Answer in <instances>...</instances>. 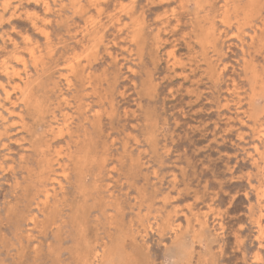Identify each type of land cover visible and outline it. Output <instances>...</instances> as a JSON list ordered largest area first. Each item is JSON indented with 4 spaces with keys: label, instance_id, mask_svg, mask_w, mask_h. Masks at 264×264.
<instances>
[{
    "label": "rangeland",
    "instance_id": "obj_1",
    "mask_svg": "<svg viewBox=\"0 0 264 264\" xmlns=\"http://www.w3.org/2000/svg\"><path fill=\"white\" fill-rule=\"evenodd\" d=\"M263 38L264 0H0V264H264Z\"/></svg>",
    "mask_w": 264,
    "mask_h": 264
},
{
    "label": "bare ground",
    "instance_id": "obj_2",
    "mask_svg": "<svg viewBox=\"0 0 264 264\" xmlns=\"http://www.w3.org/2000/svg\"><path fill=\"white\" fill-rule=\"evenodd\" d=\"M226 2V1H225ZM42 3V2H41ZM232 3H234V2H232ZM77 4V3H76ZM226 4V3H225ZM231 5V4H230ZM234 5V4H233ZM198 6V5H197ZM221 6V5H220ZM229 6V5H228ZM234 6H238L237 4H235ZM247 6H251L250 4L248 5L247 4ZM246 6V7H247ZM253 6V5H252ZM198 7H200V6H198ZM224 7V6H223ZM75 8V7H74ZM232 8V7H231ZM237 8V7H236ZM249 8V7H248ZM198 9V8H197ZM228 10V9H227ZM241 10V9H240ZM239 10V11H240ZM252 10V9H251ZM204 11V10H203ZM236 11V10H235ZM76 12V11H75ZM227 13V12H226ZM244 13H245V11H244ZM85 14V13H84ZM242 14H243V12H242ZM145 15V14H144ZM222 15V14H221ZM238 15H241V14H238ZM125 16V15H124ZM35 17V16H34ZM220 18V17H219ZM34 20V19H33ZM38 20V19H37ZM36 20V21H37ZM68 20V19H67ZM220 20V19H219ZM222 20V19H221ZM115 22V21H114ZM223 22V21H222ZM108 23V22H107ZM119 24V23H118ZM211 24H212V22H211ZM211 27H212V25H211ZM44 28V27H43ZM45 29V28H44ZM209 29V28H208ZM263 30V29H262ZM210 31V30H209ZM203 33V32H202ZM253 35H255V34H253ZM252 35V36H253ZM205 36H207V35H205ZM204 36V37H205ZM210 36V35H209ZM44 37V36H43ZM120 37V36H119ZM202 37V36H201ZM201 37H200V40H201ZM212 37V36H211ZM50 38V37H49ZM207 38V37H206ZM250 38H253V37H250ZM205 39V38H204ZM209 39V38H208ZM264 39V38H263ZM200 40L198 39V41L200 42ZM252 40V39H251ZM250 40V41H251ZM202 41V40H201ZM210 41H212L213 42V39H211ZM243 41V40H242ZM253 41V40H252ZM206 42V41H205ZM209 43V42H208ZM253 43V42H252ZM212 45H213V43H211ZM210 44V45H211ZM223 44V43H222ZM30 45V44H29ZM145 45V44H144ZM206 46V45H205ZM209 46V45H208ZM261 46V45H260ZM29 47V46H28ZM212 47V46H211ZM261 48V47H260ZM86 49V48H85ZM147 49V48H146ZM207 49H209V48H207ZM84 50V49H83ZM87 50V49H86ZM208 51V50H207ZM206 51V52H207ZM215 52H216V50H214ZM28 53V52H27ZM37 53V52H36ZM102 53V52H101ZM259 53V52H258ZM207 54V53H206ZM81 55V54H80ZM85 55V54H84ZM216 55V54H215ZM214 55V56H215ZM255 55H257V54H255ZM74 56H76V55H74ZM142 56V55H141ZM207 56V55H206ZM264 56V55H263ZM255 58V57H254ZM81 60V59H80ZM243 60V59H242ZM244 60H246V59H244ZM214 61V60H213ZM5 62V61H4ZM80 62V61H79ZM204 62V61H203ZM206 62V61H205ZM215 62V61H214ZM252 63V62H251ZM255 63H256V61H255ZM153 64V63H152ZM211 64H213V66H214V63H211ZM216 64V63H215ZM245 64H247L246 62H245ZM248 65H250L249 64V62H248ZM70 66H72V65H70ZM245 66V65H244ZM255 67V69H256V66H254ZM87 68V67H86ZM259 68H260V66H259ZM263 68V67H262ZM252 70H254V69H252ZM264 70V69H263ZM262 70V71H263ZM221 71V70H220ZM219 71V72H220ZM254 71H256V70H254ZM261 71V70H260ZM174 73V72H173ZM253 73V72H252ZM260 73V72H259ZM259 73H257V74H259ZM262 73V72H261ZM264 73V72H263ZM16 76V75H15ZM259 76V75H258ZM71 77V76H70ZM132 77V76H131ZM263 77V76H262ZM22 79V78H21ZM262 79V78H261ZM264 79V78H263ZM74 80H76V79H74ZM74 80H73V82H74ZM259 80V79H258ZM16 82V81H15ZM60 82V81H59ZM75 83H77V82H75ZM74 83V84H75ZM82 83V82H81ZM264 83V82H263ZM233 84V83H232ZM259 85V84H258ZM4 86V85H3ZM228 86V85H227ZM262 88H264L263 86H261ZM259 88V90H260V86L258 87ZM74 89V88H73ZM254 89H255V87H254ZM24 90V89H23ZM63 90V89H62ZM68 90V89H67ZM25 91H26V89H25ZM39 91V90H38ZM73 91V90H72ZM205 91V90H204ZM230 91V90H229ZM36 92V91H35ZM63 92H64V90H63ZM22 93H23V96H24V91H22ZM27 93V92H26ZM47 93V92H46ZM237 93V92H236ZM254 93V92H253ZM257 93V92H256ZM60 94V93H59ZM63 94V93H62ZM263 94V93H262ZM64 95H67V94H64ZM145 95V94H144ZM257 94H255V96H256ZM20 96H22V95H20ZM26 96H28V95H26ZM35 96V95H34ZM25 97V96H24ZM29 97V96H28ZM256 98V97H255ZM24 101H25V99L26 98H22ZM77 100V99H76ZM238 100H240V99H238ZM148 101V100H147ZM247 102H249V101H247ZM252 102V101H251ZM23 104V103H22ZM45 104V103H44ZM247 104V103H246ZM249 106V105H248ZM81 107V106H80ZM250 107V106H249ZM75 108V107H74ZM223 108V107H222ZM138 110V109H137ZM87 111V110H86ZM143 111H144V109H143ZM246 111H247V109H246ZM237 112V111H236ZM243 113H244V111H242ZM263 112V111H262ZM22 113V112H21ZM147 113V112H146ZM245 114V113H244ZM246 115V114H245ZM249 115V114H248ZM25 116V115H24ZM38 116V115H37ZM225 117V116H224ZM229 117V116H228ZM257 117H258V115H257ZM259 117H260V115H259ZM33 118V117H32ZM86 118H88V117H86ZM251 118V117H250ZM23 119V118H22ZM35 119V118H34ZM92 119V118H91ZM247 119V118H246ZM256 119V118H255ZM21 120V119H20ZM93 120V119H92ZM72 121V120H71ZM224 121V120H223ZM227 121H228V119H227ZM255 121V120H254ZM260 121V122H259ZM258 122H259V124H261V120H259ZM263 121V120H262ZM69 123V122H68ZM67 123V124H68ZM226 123V122H225ZM253 123V122H252ZM248 124V123H247ZM21 125H24V123L23 124H21ZM252 125V124H251ZM90 126V125H89ZM144 126V125H143ZM23 127H25V126H23ZM145 127V126H144ZM264 127V126H263ZM262 127V128H263ZM70 128V127H69ZM125 128V127H124ZM252 128V127H251ZM257 128V127H256ZM259 129V128H258ZM70 130V129H69ZM144 130V129H143ZM147 131V130H146ZM263 133L261 134V135H263L264 136V128H263ZM61 132V131H60ZM78 133V132H77ZM104 133V132H103ZM142 134V133H141ZM41 135V134H40ZM70 135V134H69ZM89 137V136H88ZM103 137V136H102ZM259 137V136H258ZM84 138H85V136H84ZM162 138V137H161ZM239 138V137H238ZM243 141V140H242ZM264 141V140H263ZM262 141V142H263ZM74 142V141H73ZM88 142V141H87ZM143 142V141H142ZM75 144V143H74ZM82 144V143H81ZM85 144V143H84ZM108 144V143H107ZM86 145V144H85ZM8 146V145H7ZM75 146V145H74ZM77 146V145H76ZM261 146V145H260ZM81 147V146H80ZM83 147V146H82ZM165 147V146H164ZM77 148V147H76ZM81 149V148H80ZM120 149V148H119ZM164 149V148H163ZM264 149V148H263ZM76 151V150H75ZM72 152V151H71ZM78 153V152H77ZM249 153V152H248ZM259 153V152H258ZM262 153V152H261ZM67 154V153H66ZM256 154V153H255ZM74 155V154H73ZM161 155V154H160ZM78 156V155H77ZM153 156V155H152ZM258 156V155H257ZM260 156V155H259ZM253 157V156H252ZM67 159H68V157H66ZM157 158V157H156ZM258 160V159H257ZM62 161V160H61ZM60 161V162H61ZM71 161V160H70ZM259 161V160H258ZM26 162V161H25ZM68 162V161H67ZM257 162V161H256ZM24 163V162H23ZM57 163V162H56ZM62 163V162H61ZM71 163H72V161H71ZM78 163V162H77ZM56 165V164H55ZM62 165V164H61ZM73 165V164H72ZM71 165V166H72ZM73 167V166H72ZM73 169V168H72ZM104 169V168H103ZM34 171V170H33ZM33 171H31L32 173H33ZM52 171V170H51ZM55 171V170H54ZM141 171V170H140ZM51 173V172H50ZM52 174V173H51ZM30 175V174H29ZM46 176H47V173H46ZM68 176V175H67ZM66 176V177H67ZM36 177V176H35ZM30 178V177H29ZM38 178V177H37ZM44 178L46 179V177L44 176ZM24 179V178H23ZM35 179V178H34ZM137 179V178H136ZM27 180V179H26ZM44 180V179H43ZM263 180V179H262ZM49 181V180H48ZM52 182H53V180H52ZM27 183V182H26ZM31 183V182H30ZM20 184V183H19ZM23 184V183H22ZM28 185V184H27ZM257 185V184H256ZM36 186V185H35ZM18 187H20V185L19 186H17V188ZM60 187V186H59ZM22 188V187H21ZM51 188V187H50ZM24 189V188H23ZM48 189V188H47ZM60 189V188H59ZM109 189V188H108ZM255 189V188H254ZM26 190H27V188H26ZM260 190V189H259ZM25 191V190H24ZM56 192V191H55ZM54 192V193H55ZM159 192V191H158ZM263 192V196H264V190L262 191ZM38 193H41V192H38ZM53 193V194H54ZM175 193V192H174ZM33 194V193H32ZM36 194V193H35ZM35 194H33V195H35ZM51 194H52V192H51ZM258 196V195H257ZM43 197V196H42ZM51 197L53 198V196L51 195ZM262 197V196H261ZM110 198V197H109ZM37 199V198H36ZM196 199V198H195ZM31 200V199H30ZM33 200V199H32ZM53 200V199H52ZM51 200V201H52ZM150 200V199H149ZM38 203V202H37ZM41 203V202H40ZM51 204V203H50ZM31 205V204H30ZM118 205V204H117ZM50 206V205H49ZM48 206V207H49ZM263 206V205H262ZM35 208H37V207H35ZM100 209V208H99ZM197 209V208H196ZM209 209V208H208ZM34 210V209H33ZM101 210V209H100ZM44 211V210H43ZM33 212V211H32ZM102 213V212H101ZM264 212H262V214H263ZM201 214V213H200ZM46 215V214H45ZM116 215V214H115ZM262 216V215H261ZM117 217V216H116ZM27 218V217H26ZM116 221H117V219H116ZM160 222V221H159ZM29 224V223H28ZM32 224V223H31ZM114 225V224H113ZM110 226V225H109ZM159 226V225H158ZM109 228V227H108ZM117 228H118V226H117ZM201 231V230H200ZM110 234V233H109ZM108 234V235H109ZM103 236V235H102ZM101 239V238H100ZM102 241V240H101ZM100 242V241H99ZM100 244V243H99ZM37 250V249H36ZM37 252V251H36ZM201 256H203V255H201ZM251 256V255H250ZM258 256V255H257ZM258 263V262H257Z\"/></svg>",
    "mask_w": 264,
    "mask_h": 264
}]
</instances>
